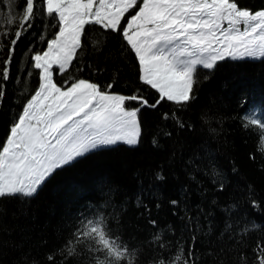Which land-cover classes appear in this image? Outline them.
<instances>
[{
    "label": "trees",
    "instance_id": "obj_1",
    "mask_svg": "<svg viewBox=\"0 0 264 264\" xmlns=\"http://www.w3.org/2000/svg\"><path fill=\"white\" fill-rule=\"evenodd\" d=\"M236 2L253 12L264 9V0ZM56 31L37 22L18 41L0 103V149L38 88L31 56L45 50ZM0 41L6 45L2 36ZM85 43L68 72L61 76L55 70L58 85L86 79L102 90L112 84L113 94L138 92L155 101L158 94L139 81L134 53L119 35L102 36L89 25ZM6 57L5 46L0 68ZM194 94L183 111L167 101L141 108L137 145L119 143L87 153L56 170L33 197L0 198V264H96L102 254L90 250V241L73 243L70 256L62 253L84 222L101 217L111 235L135 254L133 264L171 260L178 250L187 257L189 249L195 264H255L256 245L264 242V119L244 125L253 118L246 116L250 109H259L256 116L264 118V59L226 58L213 71L199 70ZM125 106L139 104L126 101ZM174 111L184 128L163 119ZM252 201L259 205L255 210Z\"/></svg>",
    "mask_w": 264,
    "mask_h": 264
},
{
    "label": "snow or ice",
    "instance_id": "obj_2",
    "mask_svg": "<svg viewBox=\"0 0 264 264\" xmlns=\"http://www.w3.org/2000/svg\"><path fill=\"white\" fill-rule=\"evenodd\" d=\"M5 9L6 15L0 17V36L6 41V45L0 41V48L7 47L0 68V103L22 36L37 22L58 31L46 40L45 50L31 56L30 68L38 70V88L10 126L0 149V198L33 197L56 170L87 153L119 143L137 145L141 108H156L167 101L183 111L195 99L199 70L213 71L226 58L264 59V9H242L236 0H0V11ZM133 9L138 10L125 20ZM89 25L96 26L102 36L116 33L126 42L134 53L139 81L158 94L153 103L138 92L131 96L112 94V84L102 90L86 79H65L58 85L55 70L61 76L69 71L87 46ZM94 43L99 45L100 41ZM126 101H135L139 107L126 108ZM177 111L164 113L163 119L171 118L184 128ZM258 111L246 113L253 117L246 128L264 119L256 116ZM260 127L264 129V123ZM252 206L254 210L259 207L256 201ZM81 241H90V250L102 254L96 257V264L134 262L135 254L111 235L102 217L84 222L62 255H72L71 245ZM161 247H166L162 241ZM255 253V264H264V242L257 243ZM158 264L195 262L189 249L187 257L178 250L171 260L160 259Z\"/></svg>",
    "mask_w": 264,
    "mask_h": 264
},
{
    "label": "rangeland",
    "instance_id": "obj_3",
    "mask_svg": "<svg viewBox=\"0 0 264 264\" xmlns=\"http://www.w3.org/2000/svg\"><path fill=\"white\" fill-rule=\"evenodd\" d=\"M136 10H138V9H133V10H131V11L129 12V14H128V18H130V15H131V14H134V12H135ZM128 18H127V19H128ZM112 94H113V93H112Z\"/></svg>",
    "mask_w": 264,
    "mask_h": 264
},
{
    "label": "flooded vegetation",
    "instance_id": "obj_4",
    "mask_svg": "<svg viewBox=\"0 0 264 264\" xmlns=\"http://www.w3.org/2000/svg\"><path fill=\"white\" fill-rule=\"evenodd\" d=\"M128 18V17H127Z\"/></svg>",
    "mask_w": 264,
    "mask_h": 264
}]
</instances>
